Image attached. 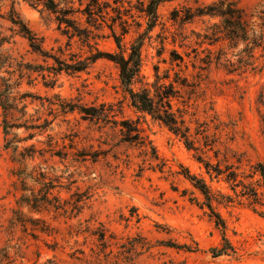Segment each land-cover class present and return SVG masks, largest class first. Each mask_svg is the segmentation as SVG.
Instances as JSON below:
<instances>
[{"label": "clouds", "instance_id": "obj_1", "mask_svg": "<svg viewBox=\"0 0 264 264\" xmlns=\"http://www.w3.org/2000/svg\"><path fill=\"white\" fill-rule=\"evenodd\" d=\"M0 264H264V0H0Z\"/></svg>", "mask_w": 264, "mask_h": 264}, {"label": "rangeland", "instance_id": "obj_2", "mask_svg": "<svg viewBox=\"0 0 264 264\" xmlns=\"http://www.w3.org/2000/svg\"><path fill=\"white\" fill-rule=\"evenodd\" d=\"M178 152H179V150H178ZM189 163H190L189 161H185V166H188ZM193 171H195V170L193 169Z\"/></svg>", "mask_w": 264, "mask_h": 264}]
</instances>
